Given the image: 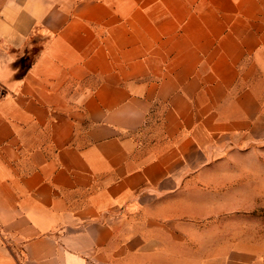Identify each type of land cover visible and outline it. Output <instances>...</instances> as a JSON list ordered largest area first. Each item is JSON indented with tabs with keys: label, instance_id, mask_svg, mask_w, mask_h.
<instances>
[{
	"label": "crops",
	"instance_id": "obj_1",
	"mask_svg": "<svg viewBox=\"0 0 264 264\" xmlns=\"http://www.w3.org/2000/svg\"><path fill=\"white\" fill-rule=\"evenodd\" d=\"M262 78L264 0H0V264H264Z\"/></svg>",
	"mask_w": 264,
	"mask_h": 264
},
{
	"label": "rangeland",
	"instance_id": "obj_2",
	"mask_svg": "<svg viewBox=\"0 0 264 264\" xmlns=\"http://www.w3.org/2000/svg\"><path fill=\"white\" fill-rule=\"evenodd\" d=\"M259 78V77H258ZM263 79V78H262ZM259 87H262V88H264V79H263V81H261L260 83H259ZM262 92V91H261ZM262 94H264V91L262 92ZM257 147H253V146H250L249 147V149H251V150H254L255 151V148H256V151L254 152V154L255 155H260L261 157H264V142L263 143H260V144H258V145H256ZM260 166H262L263 167V172H264V158H263V162H261V165ZM262 209H261V211H259L258 213H252V214H247L249 217H253L254 218V216L259 220V221H262L263 223H264V196L262 197ZM261 243V242H260ZM250 245V244H249ZM258 245V244H257ZM261 246H262V250L261 249H257V251L256 252H253V251H251L250 250V248H249V250L250 251H248V256H250V255H258V256H260L261 254H263L264 253V243H262L261 244ZM201 256H203V254L201 255ZM206 259V258H205ZM259 262H262L261 260H259ZM263 262H264V260H263Z\"/></svg>",
	"mask_w": 264,
	"mask_h": 264
}]
</instances>
